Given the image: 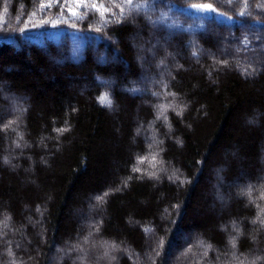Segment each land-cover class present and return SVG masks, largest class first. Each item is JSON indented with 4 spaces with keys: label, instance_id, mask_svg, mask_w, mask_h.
Returning <instances> with one entry per match:
<instances>
[{
    "label": "trees",
    "instance_id": "16d2710c",
    "mask_svg": "<svg viewBox=\"0 0 264 264\" xmlns=\"http://www.w3.org/2000/svg\"><path fill=\"white\" fill-rule=\"evenodd\" d=\"M262 210L264 0H0V264H264Z\"/></svg>",
    "mask_w": 264,
    "mask_h": 264
},
{
    "label": "snow or ice",
    "instance_id": "6c2138e0",
    "mask_svg": "<svg viewBox=\"0 0 264 264\" xmlns=\"http://www.w3.org/2000/svg\"><path fill=\"white\" fill-rule=\"evenodd\" d=\"M124 3H126L127 5L131 6L133 4V0H123ZM94 8H97V5L96 4H93L92 5ZM119 6V5H118ZM144 5H138V7H143ZM102 7V5H101ZM201 8H203L204 10H212V11H215L214 9L211 8V5H202ZM109 9H105V11H108ZM120 11L121 13H123L124 9L123 7L120 8ZM77 13L73 12V15H76ZM174 95V94H173ZM101 100V103L105 104L106 106H111V99L105 95V96H102L100 98ZM153 159H155V157H153ZM143 162V161H141ZM136 171H139V169H135ZM262 212H264V210H262ZM262 223H264V221H261ZM145 231H148V229H146ZM233 247H235V240H233ZM112 247H115L114 245Z\"/></svg>",
    "mask_w": 264,
    "mask_h": 264
},
{
    "label": "rangeland",
    "instance_id": "374dc122",
    "mask_svg": "<svg viewBox=\"0 0 264 264\" xmlns=\"http://www.w3.org/2000/svg\"><path fill=\"white\" fill-rule=\"evenodd\" d=\"M196 10H199V11H205V12H211L210 10H204V9L201 8V7H196Z\"/></svg>",
    "mask_w": 264,
    "mask_h": 264
}]
</instances>
